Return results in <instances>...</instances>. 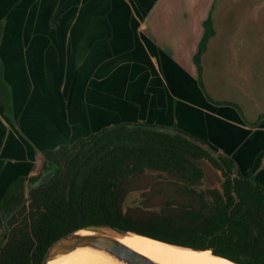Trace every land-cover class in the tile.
Segmentation results:
<instances>
[{"label":"crops","instance_id":"crops-1","mask_svg":"<svg viewBox=\"0 0 264 264\" xmlns=\"http://www.w3.org/2000/svg\"><path fill=\"white\" fill-rule=\"evenodd\" d=\"M263 7L0 0V199L48 150L118 125L177 129L264 188Z\"/></svg>","mask_w":264,"mask_h":264},{"label":"trees","instance_id":"trees-1","mask_svg":"<svg viewBox=\"0 0 264 264\" xmlns=\"http://www.w3.org/2000/svg\"><path fill=\"white\" fill-rule=\"evenodd\" d=\"M144 127L118 125L60 145L36 175L12 181L0 199V264H41L51 244L86 226L264 264V188L223 154ZM48 169L51 181L22 205Z\"/></svg>","mask_w":264,"mask_h":264},{"label":"water","instance_id":"water-1","mask_svg":"<svg viewBox=\"0 0 264 264\" xmlns=\"http://www.w3.org/2000/svg\"><path fill=\"white\" fill-rule=\"evenodd\" d=\"M144 128L149 131H154L166 135L181 136L183 138L190 140L192 143L199 145L204 149H207L205 145L201 144L196 139L189 137L188 135L182 133L177 129L169 128V127H151V126H145ZM54 175H55V169H48L42 172L41 175L37 178V180L34 181L27 188V197L23 201L22 205L26 204L31 199L32 190L39 188L42 185L50 182ZM8 217H9V213L6 215L5 218L7 219ZM127 235H137V234H131V233L120 234L116 230L105 226H86L79 228L77 230L68 233L67 235L61 237L53 244H51L46 250V253L44 254L41 264H56L61 255L78 248H87V249L103 252L104 254L113 258L118 264H160L149 258L137 254L136 252L128 249L125 245H123L121 243V239ZM142 237H146V236H142ZM4 239H5L4 236L0 239V247L4 242ZM149 239L155 240L157 242L166 245L189 249L192 251H209L212 256L219 257L232 262L227 258L215 255L210 250H201L196 248L183 247L153 238H149Z\"/></svg>","mask_w":264,"mask_h":264},{"label":"bare ground","instance_id":"bare-ground-1","mask_svg":"<svg viewBox=\"0 0 264 264\" xmlns=\"http://www.w3.org/2000/svg\"><path fill=\"white\" fill-rule=\"evenodd\" d=\"M121 243L128 249L160 264H234L212 256L209 251L166 245L147 237L127 235ZM56 264H118L113 258L100 251L78 248L61 255Z\"/></svg>","mask_w":264,"mask_h":264},{"label":"rangeland","instance_id":"rangeland-1","mask_svg":"<svg viewBox=\"0 0 264 264\" xmlns=\"http://www.w3.org/2000/svg\"><path fill=\"white\" fill-rule=\"evenodd\" d=\"M264 8V7H263ZM262 15L264 16V11L262 12ZM221 47H223V45H221ZM222 53H224V52H222ZM39 161H38V163H37V165L34 167V169H33V173H37L38 172V170H39ZM137 198V196H132V197H130L129 198V202L130 203H133V200H135Z\"/></svg>","mask_w":264,"mask_h":264},{"label":"flooded vegetation","instance_id":"flooded-vegetation-1","mask_svg":"<svg viewBox=\"0 0 264 264\" xmlns=\"http://www.w3.org/2000/svg\"><path fill=\"white\" fill-rule=\"evenodd\" d=\"M214 152V151H213ZM214 154H216L215 152H214Z\"/></svg>","mask_w":264,"mask_h":264}]
</instances>
